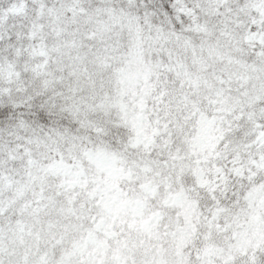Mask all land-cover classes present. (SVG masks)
<instances>
[{
  "label": "snow or ice",
  "instance_id": "obj_1",
  "mask_svg": "<svg viewBox=\"0 0 264 264\" xmlns=\"http://www.w3.org/2000/svg\"><path fill=\"white\" fill-rule=\"evenodd\" d=\"M0 264H264V0H0Z\"/></svg>",
  "mask_w": 264,
  "mask_h": 264
}]
</instances>
